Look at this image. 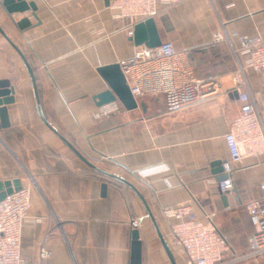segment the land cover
Listing matches in <instances>:
<instances>
[{
	"label": "crops",
	"instance_id": "crops-1",
	"mask_svg": "<svg viewBox=\"0 0 264 264\" xmlns=\"http://www.w3.org/2000/svg\"><path fill=\"white\" fill-rule=\"evenodd\" d=\"M26 1L33 10L11 13L0 1V81H9L13 99L4 105L7 124L0 121V181L30 189L20 244L26 264H130L134 229L141 264H187L170 238L173 219L164 214L184 204L202 220L211 216L226 235L230 250L221 264H264L248 255L246 209L261 196L264 152L235 165L226 204L217 185L238 91L256 100L264 128L262 76L247 68L242 85L233 82L238 60L247 58L235 56L236 36L264 38V0L163 4L153 17L156 38L186 51L194 75L215 77L218 90L176 111L165 110L159 96L135 97L129 110L116 100L119 111L107 116L96 115L93 99L108 88L99 68L131 56L150 33L140 43L135 29L128 36L111 15L110 0ZM22 19L28 25L21 27ZM217 31L226 37L213 42ZM41 248L48 252L43 261Z\"/></svg>",
	"mask_w": 264,
	"mask_h": 264
},
{
	"label": "built area",
	"instance_id": "built-area-1",
	"mask_svg": "<svg viewBox=\"0 0 264 264\" xmlns=\"http://www.w3.org/2000/svg\"><path fill=\"white\" fill-rule=\"evenodd\" d=\"M178 0H110L111 15L117 19L128 36L133 35L134 26L161 11L163 4ZM226 34L217 31L213 42L224 40ZM239 44L235 56L246 55L238 60L233 76L234 86L243 83L247 68L259 73L264 82V38L251 35H237ZM131 94L135 97L146 95L162 98L167 111H176L189 104L214 95L219 87L215 77L199 79L194 75L187 52L178 50L169 41L158 46L138 45L131 56L118 62ZM239 113L228 124L223 135L227 157L222 160L224 177L217 181L221 192L232 190V173L235 165L246 157H257L264 152V128L261 112L256 100L246 90L238 91ZM119 111V105L111 102L100 106L97 116H107ZM261 196L246 203L252 231L248 234V255L264 259V179L259 183ZM31 205V193L27 186H21L6 193L0 199V264H26L20 254L22 227ZM167 218L173 219L170 238L177 251L185 257L187 264H221L230 245L226 235L221 233L211 216L198 218L188 204L177 205L164 210ZM132 228L139 226L137 218L129 222ZM43 261L48 252L40 249Z\"/></svg>",
	"mask_w": 264,
	"mask_h": 264
},
{
	"label": "water",
	"instance_id": "water-1",
	"mask_svg": "<svg viewBox=\"0 0 264 264\" xmlns=\"http://www.w3.org/2000/svg\"><path fill=\"white\" fill-rule=\"evenodd\" d=\"M2 6L5 8V10L8 13L11 12H24L26 10H33L34 4L32 2H28L26 0H0ZM108 1V0H106ZM21 27H24L25 25H28L27 19H22L19 23ZM135 33H134V40H136L138 43L144 38V32L147 30L150 33L149 41L145 44L149 47H155L160 44L159 40L155 36V30L153 27V18H148L143 22H140L135 25L134 27ZM1 31V29H0ZM2 32V31H1ZM13 45V44H12ZM14 46V45H13ZM14 48L19 53L21 59L23 60L27 71L30 75L31 80L33 81L34 87V76L32 73V70L28 66L25 58L20 53V51L14 46ZM100 73L105 78L108 84V88L106 90H103L97 94L94 95L93 99L95 100V105L100 107L105 104L119 101L126 109H133L137 106V102L134 98V96L131 94L130 89L126 83L125 77L121 71V68L118 63L102 66L99 68ZM36 91V90H35ZM10 87H9V81L4 80L0 81V121L2 125L7 124V118H6V109L4 107L5 104L11 102L13 99L9 96L10 95ZM37 110L42 118V120L47 123L41 108L39 101H37ZM66 143L75 150L70 143L66 141ZM77 152V151H76ZM224 177V174L220 177L222 179ZM119 180H122L118 177H116ZM219 179V180H220ZM124 181V180H122ZM126 182V181H124ZM127 183V182H126ZM20 187V184L18 180L13 181H0V199L4 197L6 193H10L13 189H17ZM106 185H102V190L104 191ZM226 193L223 194L222 200L226 204ZM167 249V247H166ZM130 264H141V242L139 240V234L136 229L132 231V245H131V263Z\"/></svg>",
	"mask_w": 264,
	"mask_h": 264
}]
</instances>
